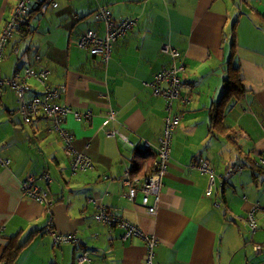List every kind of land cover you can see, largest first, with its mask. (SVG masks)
Returning a JSON list of instances; mask_svg holds the SVG:
<instances>
[{
	"label": "crops",
	"instance_id": "crops-1",
	"mask_svg": "<svg viewBox=\"0 0 264 264\" xmlns=\"http://www.w3.org/2000/svg\"><path fill=\"white\" fill-rule=\"evenodd\" d=\"M41 1L4 47L0 77L11 78L25 67L48 70L47 84L60 89L59 103L73 111L65 126L74 148L93 166L73 171L48 120H24L14 93L1 88L0 157L9 164L0 168V264L11 241L21 245L12 264H145L142 239L123 242L122 229L93 219L101 207L155 238L154 264H264V217L256 214L255 232L246 222L254 204L264 206V168L258 163L264 151V0H54L55 8ZM16 3L0 0V35ZM99 5L114 19L136 20L105 65L76 45L85 30L103 32L102 23L91 18ZM233 28V64L245 94L225 108L229 140L209 131L208 109L224 91ZM23 38L27 48L20 51ZM165 44L179 53L180 96L187 102L175 101L182 120L151 216L138 194L126 196L121 176L125 168L148 173L155 158L164 100L144 84L171 63L161 51ZM27 84V100L41 95L34 79ZM113 130L127 141L107 136ZM199 158L209 161L210 173L197 169ZM28 175L46 195L43 202L22 192ZM50 220L56 233L76 242L55 243L45 230ZM82 251L88 261L78 263Z\"/></svg>",
	"mask_w": 264,
	"mask_h": 264
},
{
	"label": "built area",
	"instance_id": "built-area-1",
	"mask_svg": "<svg viewBox=\"0 0 264 264\" xmlns=\"http://www.w3.org/2000/svg\"><path fill=\"white\" fill-rule=\"evenodd\" d=\"M52 7H57L58 3L54 0H48ZM244 1V0H243ZM41 0H17L14 6L11 17L6 22L0 35V60L3 58L4 47L10 40L13 34L17 31H21L22 28L28 23V15L30 11L39 5ZM94 19L97 23H102L103 32L101 34L96 30H85L77 41V46L80 49H84L89 52L93 57H98L100 62L105 65L111 58L113 45L125 37L127 33L134 27L136 20L133 18H120L114 19L110 9L105 5H99L94 15ZM15 53L17 52L14 50ZM161 51L168 54L171 57V65L157 73L153 79L144 85L148 87L153 96H163L167 100L166 112L168 115L164 118L163 129L158 139V147L153 163L148 173L139 175L134 174L131 168H125L121 176L123 184L128 187L126 196L129 199L136 198L137 194L140 197V204L146 209L147 214L154 216L157 210V203L159 200V191L161 187V180L166 172L167 163L170 158V148L172 135L176 129L177 124L181 120V115H174L171 113L172 102L179 100L180 103L187 102V99H182L180 96V89L182 82L178 73L182 70V66L176 67L174 60L179 56L176 49L165 44L162 46ZM38 59V58H37ZM34 79L39 86L42 87V93L39 96H33L27 100L25 98L26 93L29 91L27 84L28 79ZM48 70L40 69L35 70L33 67H25L22 70L16 71L11 78L0 77V90L2 87L10 89L19 104V110L24 120L32 119L38 113L43 112L47 117L51 118V124L48 127L49 132L55 134L63 146V151L66 156L71 160L70 165L73 171H86L93 166L92 160L89 156L77 151L73 145V135L65 127V119L69 114H72L70 109L66 106H60L56 103L59 99L60 89L58 87H52L47 84ZM115 111L109 110L108 117L114 119ZM173 114V115H172ZM76 120L82 119L80 113H73ZM91 115L86 112V117ZM109 137H118L121 140L127 141L118 130H113L107 133ZM147 145V144H145ZM258 163L264 168V151L259 156ZM9 164L7 159L0 157V168H6ZM195 166L202 173H210V163L204 158H199L196 161ZM259 166V165H258ZM239 170L241 168L239 167ZM233 173L232 169L227 170V175ZM48 175H44V179L48 180ZM22 192L29 197L35 199L38 202H43L45 194L36 185V178L32 175H28L21 182ZM211 195V189L206 192V196ZM152 199V203L150 200ZM260 213L264 217V206L260 204H254L248 211L246 216V222L251 232H255L256 214ZM93 219L101 224L118 227L122 229L120 236L121 241H127L130 238H139L144 242L145 247V264H154V248L157 242L154 237L146 235L139 227L130 224L128 221L114 216L111 212L105 208H100L99 211L94 213ZM47 233L52 234L55 243H74L76 239L70 234H58L53 230V222L49 221L45 228ZM4 228L0 225V242L3 237ZM255 249L259 251L261 247L255 246ZM87 252L82 251L80 256L77 257L76 262H86Z\"/></svg>",
	"mask_w": 264,
	"mask_h": 264
},
{
	"label": "trees",
	"instance_id": "trees-1",
	"mask_svg": "<svg viewBox=\"0 0 264 264\" xmlns=\"http://www.w3.org/2000/svg\"><path fill=\"white\" fill-rule=\"evenodd\" d=\"M31 11H30V13H31ZM96 11H97V8L92 13L93 17L95 15ZM30 13L28 15V18L30 17ZM83 32L79 33V35L77 37V40H76V45H77L78 39L80 38V36L82 35ZM230 47H231V51H230V55H229L230 57H229V59L227 60V62L225 64L226 65V77H225L224 82H223L224 91H223L221 97L219 98V100L217 102H214L209 107L208 116H209V120H210V122H209V131L213 132L215 135L217 134L218 136L220 135V136H223V137H225V138H227L229 140H232V131L229 128H226L223 125V114H224L225 108L227 107L228 103L232 99L239 100L245 94V89L243 87V78H242V75L240 73V70H239L238 67L234 66V64H233V59L235 57V51H236V48H237L234 28H233L232 33H231V46ZM171 64L172 63H170L169 66ZM174 65L177 68L182 66L181 63L179 62L178 57L174 60ZM169 66L163 68L161 71L167 69ZM161 71H159L158 73H160ZM155 97H160V98H162L164 100V111H165L164 118H165L168 115V113L166 112L167 100L163 96H155ZM59 98H60V96H59ZM175 101L179 102L178 100H174L172 102V107H171V110H170L171 112L169 113V115L171 113H173L174 115L180 114L182 116V111L176 110V105L177 104H176ZM56 103L59 104L60 106H65V105H62V104L59 103V99L56 100ZM70 111H71V109H70ZM71 112H73V111H71ZM86 112H89L90 115H92L90 109H88ZM40 116L48 120V122H49L48 127H49L50 124H51L52 119L47 117L43 112L38 113L36 116L32 117V119H29L27 121L30 122L35 117H40ZM181 120H182V117H181ZM180 121H179V123H180ZM65 122H66V119H65ZM178 124H177V126H178ZM177 126H176V128H177ZM162 129H163V127H162ZM73 138H74V136H73ZM73 145H74V139H73ZM70 162H71V160H70ZM135 167H138V166L135 165ZM119 239H120V237H119ZM262 247L264 248V244H262ZM20 248H21V245H19V244L17 245V244H15V242L13 243L11 241L10 242V246L6 249V251L4 252V254L2 256L4 264H12L13 261L15 260V257L17 256Z\"/></svg>",
	"mask_w": 264,
	"mask_h": 264
},
{
	"label": "rangeland",
	"instance_id": "rangeland-1",
	"mask_svg": "<svg viewBox=\"0 0 264 264\" xmlns=\"http://www.w3.org/2000/svg\"><path fill=\"white\" fill-rule=\"evenodd\" d=\"M43 8H45V6H43ZM47 9V8H46ZM94 21H95V19H94V17L92 16L91 17ZM96 22V21H95ZM11 39V38H10ZM25 40H27V39H25V38H23V40H19V43H20V45H19V49H20V51L22 50V51H24V50H26V43L28 42V40H27V42H25ZM261 231H263V230H261Z\"/></svg>",
	"mask_w": 264,
	"mask_h": 264
}]
</instances>
